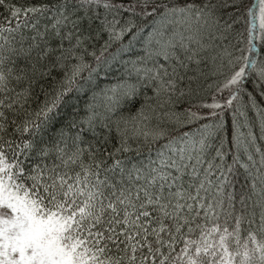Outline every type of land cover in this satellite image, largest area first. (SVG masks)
I'll list each match as a JSON object with an SVG mask.
<instances>
[{"label": "snow or ice", "instance_id": "1", "mask_svg": "<svg viewBox=\"0 0 264 264\" xmlns=\"http://www.w3.org/2000/svg\"><path fill=\"white\" fill-rule=\"evenodd\" d=\"M0 264H264V0H0Z\"/></svg>", "mask_w": 264, "mask_h": 264}]
</instances>
